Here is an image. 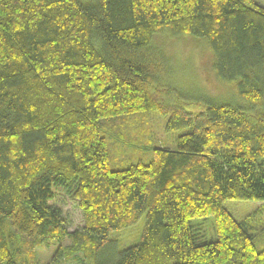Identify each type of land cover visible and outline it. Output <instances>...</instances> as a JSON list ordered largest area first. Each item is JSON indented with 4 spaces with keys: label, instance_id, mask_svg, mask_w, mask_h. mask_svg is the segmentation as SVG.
<instances>
[{
    "label": "trees",
    "instance_id": "16d2710c",
    "mask_svg": "<svg viewBox=\"0 0 264 264\" xmlns=\"http://www.w3.org/2000/svg\"><path fill=\"white\" fill-rule=\"evenodd\" d=\"M168 33L203 39L236 101L192 112L161 100L176 89L153 40ZM153 111L187 129L177 146L114 169L127 118ZM64 193L84 214L72 232ZM229 199L264 204V5L0 0V264H40L33 236L57 242L55 262L84 251L95 264H264L257 219L239 221ZM144 213L141 239L116 251L113 234ZM209 216L207 240L193 219Z\"/></svg>",
    "mask_w": 264,
    "mask_h": 264
},
{
    "label": "rangeland",
    "instance_id": "374dc122",
    "mask_svg": "<svg viewBox=\"0 0 264 264\" xmlns=\"http://www.w3.org/2000/svg\"><path fill=\"white\" fill-rule=\"evenodd\" d=\"M258 2L264 5V0H258ZM153 45L156 49H163L159 51V56L163 59H166V56L170 58L167 69L169 72L166 75L170 78L164 85L176 89V91L172 90L161 96V100L169 105L179 104L192 112L204 110L208 98H214L221 102L236 101L235 87L232 84L223 83L215 75L212 55L208 52L203 39H190L186 36L174 37L169 33L159 34L154 38ZM179 94L184 96L176 97ZM166 121L167 117L154 111L149 114L129 116L125 122L130 123L131 127L128 130L126 127L123 128L128 132L126 137H129V140L127 143L117 141V149L113 152L112 167L114 169L126 168L130 163L136 162L140 158L146 162L150 161L153 146L164 145L171 149L176 147L177 137L187 129L170 132L167 130ZM57 204L62 208L63 215L67 217L66 226L70 232L84 226V214L77 200L75 201L64 193L58 197ZM225 206L239 221H243L245 217L253 213V217L258 221L255 230L257 248L264 249V204L257 200L229 199L225 202ZM214 221L213 216L198 217L193 219V224L198 225L199 223L203 227L205 239L210 240L215 235ZM146 223V214L144 213L131 226L115 232L113 239L117 240L114 244L116 251L138 242ZM29 243L28 248L35 251L33 260L36 258L40 264L55 262L53 257L58 247L56 241L48 237L33 236L29 237ZM67 244H71V239L64 240L63 245L67 246ZM31 246L33 247L31 248ZM106 253L111 257L115 254V249ZM56 262V264H95L92 258L85 255L84 251H78L71 257H63Z\"/></svg>",
    "mask_w": 264,
    "mask_h": 264
}]
</instances>
